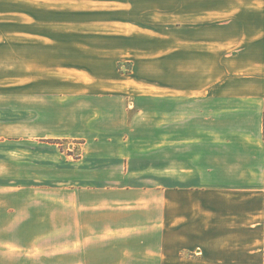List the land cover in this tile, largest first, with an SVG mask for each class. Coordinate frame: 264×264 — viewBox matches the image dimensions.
I'll list each match as a JSON object with an SVG mask.
<instances>
[{
    "label": "crops",
    "instance_id": "obj_1",
    "mask_svg": "<svg viewBox=\"0 0 264 264\" xmlns=\"http://www.w3.org/2000/svg\"><path fill=\"white\" fill-rule=\"evenodd\" d=\"M4 1L16 7L0 32V264H264V106L252 133L225 117L243 109L225 80L264 79V0H170L177 45L200 46L204 69L200 90L170 87L165 170L124 114L126 129L82 131L81 65L43 37V3ZM109 91L91 93L139 95Z\"/></svg>",
    "mask_w": 264,
    "mask_h": 264
},
{
    "label": "rangeland",
    "instance_id": "obj_2",
    "mask_svg": "<svg viewBox=\"0 0 264 264\" xmlns=\"http://www.w3.org/2000/svg\"><path fill=\"white\" fill-rule=\"evenodd\" d=\"M37 1L44 6L41 14H35V21L49 26L43 37L65 41V46L60 48L63 55L60 61L63 60L67 68L81 65L82 131L126 129L116 120L118 115L124 114L127 122H134L129 129L132 135L145 141L143 146L147 151L161 150V156H156L155 161H161L162 168L168 169L170 87L180 88L187 81L191 89L200 90L204 69L200 46L187 49L177 45L180 39L176 40L171 26L170 0ZM15 7L9 1L0 0L2 34L8 33L5 25L10 20V9ZM20 18L26 16L19 15ZM33 33L34 38L39 37L36 34L40 32ZM257 69L264 70V64H259ZM180 71H188L191 77L188 80L180 78ZM69 78L67 72L66 79ZM4 80L6 82L0 81V85H9V79ZM27 85L31 83L18 78V87ZM225 85L236 88V96H240L243 103V109L235 111L227 104L226 120L231 127L252 133L257 129L260 109L264 106V79H230L225 80ZM241 87L243 91L239 94ZM99 89L108 92L132 89L139 95L118 93L121 95L93 97L91 92ZM246 103L252 107L244 109ZM253 105L257 107L254 109ZM173 110L181 113L187 108L175 105ZM191 112L192 118L200 121V106ZM69 116L67 112V123ZM232 121L235 125H231ZM69 143L62 142L61 149L74 156L77 153L74 148L80 145ZM149 158L153 161V155ZM70 260L67 259V264H74V259Z\"/></svg>",
    "mask_w": 264,
    "mask_h": 264
}]
</instances>
